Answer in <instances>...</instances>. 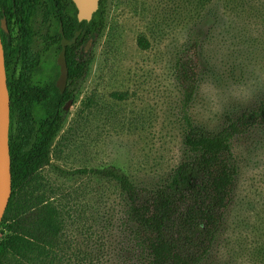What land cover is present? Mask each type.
Wrapping results in <instances>:
<instances>
[{"label":"rangeland","instance_id":"1","mask_svg":"<svg viewBox=\"0 0 264 264\" xmlns=\"http://www.w3.org/2000/svg\"><path fill=\"white\" fill-rule=\"evenodd\" d=\"M251 7L250 22L235 26L225 21V8L204 9L198 27L191 23V0H105L102 30L85 47L88 72L67 104L50 164L34 185L68 210L57 255L48 264H122L130 256L121 243L120 188L105 178L68 172L116 165L136 184L152 185L184 159L185 116L217 130L226 115L236 117L264 98V8ZM44 13L37 8L30 56L42 50ZM11 29L16 44L17 25ZM194 30L201 36L200 80L185 105L175 63ZM141 36L146 48L138 42ZM26 59L18 49L16 77ZM62 72L61 83L65 67ZM11 124L15 140L32 141L34 123L22 126L15 113ZM234 154L239 173L232 201L202 264H264V127L238 136ZM6 233L0 228V240Z\"/></svg>","mask_w":264,"mask_h":264},{"label":"trees","instance_id":"2","mask_svg":"<svg viewBox=\"0 0 264 264\" xmlns=\"http://www.w3.org/2000/svg\"><path fill=\"white\" fill-rule=\"evenodd\" d=\"M104 3L100 0L90 21H79L73 0H0V18L7 17L9 22L11 16L17 25L16 44L11 33L0 28L10 118L16 113L22 126L34 123L36 127L29 142L28 136L15 140L10 126L13 191L0 225L7 232L0 240V264H48L56 254L67 205L37 192L34 185L40 170L50 164L52 142L65 122V104L74 99L88 72L91 57L85 47L102 30ZM252 5L264 8V0H191V23L199 27L204 9L225 8L230 16L225 21L240 25L250 22L246 11ZM40 6L49 10L52 24L43 34L42 50L30 56L28 50L36 35L31 17ZM195 32L175 63L185 105L193 101L200 80L201 36ZM138 42L148 46L143 36ZM18 49L27 59L16 77ZM60 53L67 69L64 85L57 82L59 70L39 77L44 63L52 62L49 69L57 70ZM185 123L184 159L152 185L136 184L116 165L68 172L105 178L120 188L124 198L121 243L130 254L122 264H202L206 260L223 229L239 173L234 140L264 127V98L236 117L226 115L217 130L195 124L189 116Z\"/></svg>","mask_w":264,"mask_h":264},{"label":"water","instance_id":"3","mask_svg":"<svg viewBox=\"0 0 264 264\" xmlns=\"http://www.w3.org/2000/svg\"><path fill=\"white\" fill-rule=\"evenodd\" d=\"M79 21H90L99 9L100 0H73ZM2 26L7 29L6 20ZM11 98L8 88L5 50L0 35V225L12 196V160L10 153Z\"/></svg>","mask_w":264,"mask_h":264},{"label":"flooded vegetation","instance_id":"4","mask_svg":"<svg viewBox=\"0 0 264 264\" xmlns=\"http://www.w3.org/2000/svg\"><path fill=\"white\" fill-rule=\"evenodd\" d=\"M74 2V1H73ZM43 8V7H42ZM45 9V13H44V19L43 20H46L47 19V25L46 26H48L47 27V30H46V32H45V34L48 32V29H49V27H50V24L52 23V20H51V17H50V15H51V13H49V10H47L46 8H44ZM2 10V8H0V11ZM36 10L37 9H35V11H34V13L32 14V17H31V20H32V26H33V28H34V24H33V22H34V17H35V13H36ZM76 14H78V9H77V13ZM78 17V16H77ZM6 20V25H7V29H4L3 28V26H2V21L3 20ZM79 20V19H78ZM12 24H15V22L13 21V19H12V17L10 16V20H9V22H8V18L7 17H2V18H0V28H2L4 31H6V32H8V33H11V36H13L12 35V29H11V26H12ZM34 30L37 32V30L34 28ZM0 35H1V32H0ZM1 38H2V36H1ZM3 42V41H2ZM56 62H57V70L55 71V68H54V70L53 69H49V68H52L53 67V64H52V62H48V63H44V64H42L43 65V69L41 70V72H43L44 70H45V67L47 68L46 70H48L47 72L48 73H50V72H52V71H54V74H57L58 73V70H59V75H58V79H57V82L60 84V85H64L65 84V82H66V75H67V69H66V64H65V60H64V57H63V55H62V53H60L58 56H57V58H56ZM63 60V61H62ZM63 67H65V78H64V82L63 83H61V76H62V71H63ZM7 71V70H6ZM40 72V73H41ZM7 79H8V76H7ZM70 101H72V100H69V101H67V103L65 104V109L67 110V104H68V102H70Z\"/></svg>","mask_w":264,"mask_h":264}]
</instances>
